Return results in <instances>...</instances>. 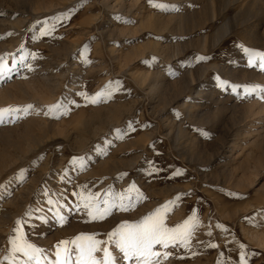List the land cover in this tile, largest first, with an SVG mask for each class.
<instances>
[{
    "label": "rangeland",
    "instance_id": "obj_1",
    "mask_svg": "<svg viewBox=\"0 0 264 264\" xmlns=\"http://www.w3.org/2000/svg\"><path fill=\"white\" fill-rule=\"evenodd\" d=\"M243 47L264 52V0H0V56L16 62L0 77V108L33 105L0 123V257L17 227L54 260L60 240H106L172 202L168 227L193 210L199 223L187 247H153L169 253L161 264H238L240 245L264 264V69ZM108 88L96 103L78 94ZM57 101L68 110L46 115ZM130 185V211L91 220L76 207L77 194L127 196Z\"/></svg>",
    "mask_w": 264,
    "mask_h": 264
},
{
    "label": "snow or ice",
    "instance_id": "obj_2",
    "mask_svg": "<svg viewBox=\"0 0 264 264\" xmlns=\"http://www.w3.org/2000/svg\"><path fill=\"white\" fill-rule=\"evenodd\" d=\"M149 2L152 3V0H149ZM153 6L162 10L175 7L174 5L163 3H156ZM55 27V24L49 26L47 22H45V26L40 29V35H51ZM243 52L247 56L249 66L258 62L259 67L264 69V52L248 47H243ZM32 55L35 57V54ZM206 59H208V57H197V60ZM23 60L24 57L22 56L21 62H23ZM15 66V58H13V65L10 68L6 64L4 57L0 56V77L11 72ZM25 66L31 67L30 65ZM216 80L218 87L230 86L233 91L239 87L238 85H230L229 81L223 80L219 76L216 77ZM260 87L259 85L244 86L246 92L255 91ZM111 91L112 89L108 88L95 93L92 97H89L87 93L78 94L84 96L86 101L90 100L92 103H96L98 97L104 95L110 96ZM46 107L48 109L45 113L46 115L49 113L55 114L61 110L64 112L68 110L60 101ZM32 108L33 105L31 104L24 105L23 107L8 106L6 108H0V123L5 122L6 114L11 118V122H14L17 112L26 114ZM129 127H131V125H129ZM116 132L119 133L120 130L117 129ZM75 162L74 159L72 163L75 164ZM176 174H179V170H177ZM133 190H135V185H130L129 189L125 190L129 195L126 196L124 193H121L117 196L109 189V191L104 194L103 199L99 198L100 193H88L86 196L80 193L77 194L80 197V202L76 207L80 208L82 206L91 220H103L111 215L113 209L125 212L132 210L134 202L130 193ZM136 191V200L138 201L142 194H140L138 190ZM176 199H179V195ZM47 203L50 206V210L53 211L56 223L63 225L67 218L60 212L62 205H59L58 201H53L51 198L47 200ZM170 203L172 202H165L164 205L157 207L136 222L129 223L128 221H122L115 228L106 233V240L102 241L97 239L96 233H80L70 241L60 240L55 246L56 251L54 253V260L44 255V249L30 243L22 230L17 227L14 229L16 235L9 236L8 238L9 248L6 254L0 257V264H4L5 261H7L8 264H161V260L158 259V257L162 256L166 259L169 253L156 252L153 250V247L159 245L166 249L170 244L175 245L177 243L187 247L189 238L199 223L195 215V210H193L192 215L182 223H178L174 227H168L165 223V214L169 211ZM33 211L41 212L42 209H35ZM25 214L31 216L32 212H26ZM37 218L40 219L42 223L48 222V217L46 215L38 216ZM16 223L19 225L21 221L17 220ZM69 245H74L75 247L72 248L69 247ZM110 245L114 247L110 249ZM98 253H102V255H97ZM17 254H21L23 259H20V256ZM73 255L75 256L74 260ZM247 255L248 254L244 250V245H240L238 264H248L246 259Z\"/></svg>",
    "mask_w": 264,
    "mask_h": 264
},
{
    "label": "bare ground",
    "instance_id": "obj_3",
    "mask_svg": "<svg viewBox=\"0 0 264 264\" xmlns=\"http://www.w3.org/2000/svg\"><path fill=\"white\" fill-rule=\"evenodd\" d=\"M118 1V0H117ZM115 5H119L120 7H123V5H122V3L120 4V3H115ZM214 5V4H213ZM214 11V10H213ZM212 11V12H213ZM149 22H150V20H149ZM147 24V23H146ZM153 24H154V26H156L157 25V20H155V21H153ZM230 24V23H229ZM229 24H225L224 26H222V32H221V35H219V38L220 37H222L224 34H227L228 32H230V30H231V25H229ZM221 31V30H220ZM153 89V88H152ZM97 117V116H96ZM80 121V120H79ZM86 121V120H85ZM83 123H84V121H83ZM91 123V122H90ZM83 125V124H82ZM28 127V126H27ZM96 130V129H95ZM15 143V142H14ZM31 146V145H30ZM1 158V157H0ZM3 159H5L2 163H1V165H3L4 164V162H6V160L8 159L7 157L6 158H3Z\"/></svg>",
    "mask_w": 264,
    "mask_h": 264
}]
</instances>
